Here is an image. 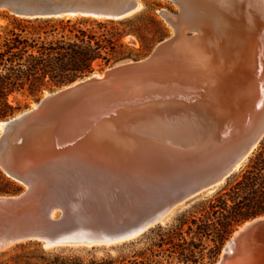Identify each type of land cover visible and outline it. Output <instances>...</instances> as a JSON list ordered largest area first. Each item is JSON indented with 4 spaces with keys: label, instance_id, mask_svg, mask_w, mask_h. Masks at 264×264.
<instances>
[{
    "label": "water",
    "instance_id": "95a60500",
    "mask_svg": "<svg viewBox=\"0 0 264 264\" xmlns=\"http://www.w3.org/2000/svg\"><path fill=\"white\" fill-rule=\"evenodd\" d=\"M163 1L178 7L175 13L159 10L178 34L160 41L144 58L49 92L5 121L0 170L25 189L0 195V251L33 241L53 248L133 240L163 223L174 208L223 185L264 137V55L255 70L227 81L235 93L261 77L260 99L259 94L234 99L233 93L228 101L198 96L188 102L182 93L173 96L172 89L154 92L158 78L173 69L171 76L186 70L200 82L206 76L202 64L212 55L192 53L195 35L212 40L201 18L210 1ZM143 8L138 0H0V10L26 19L117 21ZM194 120L201 132L185 140L183 133L195 128ZM99 148L116 150L121 159L96 160L88 153ZM58 210L62 215L52 218ZM215 264H264V215L237 229Z\"/></svg>",
    "mask_w": 264,
    "mask_h": 264
},
{
    "label": "trees",
    "instance_id": "16d2710c",
    "mask_svg": "<svg viewBox=\"0 0 264 264\" xmlns=\"http://www.w3.org/2000/svg\"><path fill=\"white\" fill-rule=\"evenodd\" d=\"M136 19L139 17L117 21L15 18L16 27L10 31L11 35H0V103L6 105L4 99L8 94L36 95L45 88L62 87L84 78L96 66L132 58L123 39L128 34L142 38L138 29L125 26ZM148 21L157 23L152 16ZM3 117L0 108V118ZM15 186L14 181L0 172V194L16 191L10 190ZM261 215H264V137L244 165L217 190L194 199L171 222L158 224L120 245L123 248L142 242L143 248L132 256L119 254L86 260L74 254L61 255L67 249L61 248L52 259L44 255L54 252L42 251L40 264H214L234 229ZM29 260L26 264H32Z\"/></svg>",
    "mask_w": 264,
    "mask_h": 264
},
{
    "label": "bare ground",
    "instance_id": "6f19581e",
    "mask_svg": "<svg viewBox=\"0 0 264 264\" xmlns=\"http://www.w3.org/2000/svg\"><path fill=\"white\" fill-rule=\"evenodd\" d=\"M138 1L140 3V6H142V0ZM209 1L210 2L207 3L208 8H206L207 12H202L201 18L203 23L202 28L207 35L212 37V40L201 37L200 35H195V37L192 39V45L195 46V50H193L192 53L199 52L198 54H202L205 56L206 54L208 55V52H212V55L206 57L205 64H202L205 67V70H203V72L206 75L205 77L203 76L204 78H202V80L205 81H193L190 78L191 76L189 72L186 70L181 72L176 71L178 72L176 76H171V73H174L173 69L171 71H168V73L166 72L165 74L167 75L163 74L162 78H158V82L156 84L157 90L155 89L154 92L163 93V91L165 92L172 89L173 96L178 97L179 94L182 93L183 95H185V97H187L188 102H191L192 99L198 96L206 98L211 96L221 97L222 100L226 99V101H228L230 99V96L234 93H231L230 88L227 87V81L230 82L229 77H243L244 70L256 69L258 56L264 55V0ZM172 31L173 32L171 36H173L174 34H178L174 29H172ZM244 35L251 36L246 37ZM184 38L185 36H183V39ZM236 38L238 40L240 38V41L238 42ZM234 43H238V45L236 44L237 46L235 47L236 53L232 54L230 50L234 48ZM200 56L201 55H197L196 57L199 58ZM101 74L102 73L91 74L89 75V77ZM260 82L261 77L247 83L245 86L247 91L235 92L234 99H241L242 97L246 98L247 96L254 97L255 94H259L260 99L263 96L261 95L263 94V91H261ZM208 86L212 91H207V94V92L203 90L207 89ZM149 87H152V85H149ZM226 87L227 90L224 89ZM209 92L213 94H210ZM158 96L161 97L162 94H159ZM169 100H172V98L168 99V101ZM164 101L159 100V102ZM153 107L154 105H152L150 108ZM227 108L223 109L224 112L227 110ZM254 108H248L247 112L255 111ZM167 115H169V113H166V116ZM137 122L138 121H135L133 123L132 129L134 131H137L139 128L138 126L140 125V123ZM148 122L149 124L151 123L150 121ZM194 122H196L195 128L193 127L189 129L190 131L187 130L183 133L182 138H185V140L189 141L193 139L195 135L200 134L201 127L198 128V126H200L201 124H199V122L195 120ZM4 123L5 121L0 123V134L2 132ZM129 146L131 145L129 144ZM91 152L88 153L92 154V156H96V160L109 161L121 159V153L118 151L120 155H117L116 150L99 148L98 150H93ZM173 210H171V212ZM56 212L57 211L53 212L52 218H57L55 217ZM170 213L165 219L168 218ZM165 219L163 220V222L165 221ZM232 240L233 238L230 240L228 245L231 244Z\"/></svg>",
    "mask_w": 264,
    "mask_h": 264
},
{
    "label": "rangeland",
    "instance_id": "374dc122",
    "mask_svg": "<svg viewBox=\"0 0 264 264\" xmlns=\"http://www.w3.org/2000/svg\"><path fill=\"white\" fill-rule=\"evenodd\" d=\"M143 3V9L136 13L135 15L131 16H138L139 19H136L134 22L128 23L125 26L127 28H132V29H138V35H142V38H138L134 36V34H128L127 36L124 37L123 42L127 46V51L132 53V58H127L123 59L114 63H111L110 65L107 66H96L95 70L90 73L91 74H97V73H102L105 70L111 68L114 65L121 64L124 62H129L131 60H137L144 58L147 56L152 49L163 39L168 37L169 35L172 34V29L169 27L162 19V17L159 15V10L161 8H167L171 12L175 13L178 11V7L175 6L172 3L163 1V0H142ZM149 16H152L153 19L157 23H150L148 21ZM19 18L11 15L9 12L2 10L0 11V35H11L10 31L15 29L16 24L14 23V19ZM130 18V17H128ZM93 19V18H91ZM96 20H101V19H96ZM123 26V27H125ZM17 32L19 30L16 29ZM20 33V32H19ZM22 35H26L25 33H22ZM152 40V41H151ZM150 46L149 49H147L146 46ZM89 75L85 76L88 77ZM84 77V78H85ZM79 80V79H78ZM69 85V84H68ZM66 86V85H65ZM64 87V86H62ZM62 87H49L43 89L40 93L36 95H32L29 93H13V94H8L4 101L6 105L0 103V108L3 109L4 117L0 118V123L4 122L11 117L33 107L36 102H38L42 97H44L46 94L49 92H53L59 88ZM0 172H2L0 170ZM2 174H4L2 172ZM5 175V174H4ZM6 176V175H5ZM7 177V176H6ZM10 179V178H9ZM13 181V180H12ZM15 182V181H14ZM15 188H11L10 190H15L12 193H7V194H0V195H16L19 194L22 190L25 189V187L17 182ZM217 190V189H216ZM214 192V191H213ZM212 191L203 193L200 195L201 197L207 196L211 193ZM199 196V197H200ZM198 198V197H197ZM196 199V198H195ZM193 200L189 201L188 203H185L183 205H180L176 207L168 216L167 219L162 225H165L169 222H171L176 216H178L182 211L187 209L190 204L192 203ZM62 215V211L58 210L55 213V217H60ZM245 223V222H244ZM244 223L241 225L237 226L229 239L226 240L224 243L221 253L216 260V262L221 258L222 254L225 251L226 246H228L230 240L233 238L234 233L236 232L237 229H239ZM136 239V238H135ZM131 241V240H130ZM129 242V241H127ZM125 243V242H124ZM22 246L18 245H13L10 247H5L3 248L2 251H0V264H15L16 261L18 260V264H26V261H28V258L30 259L29 262L32 264H40L41 257L44 255L41 252H54L51 255H44L48 259H52L56 254H59L61 248H67L61 255H78L83 257L84 259L88 260L93 257L95 258H100V257H106V256H112L115 257L119 254L123 256H132L133 252L138 251L143 248L144 244L138 243L134 246H126L121 248L120 245H114V246H59V247H53V248H46L43 246L41 242L33 241V242H26V243H21ZM57 250V251H55ZM16 256H23L22 259H13ZM215 262V263H216ZM214 263V264H215Z\"/></svg>",
    "mask_w": 264,
    "mask_h": 264
}]
</instances>
